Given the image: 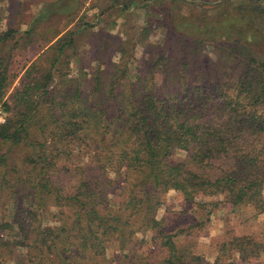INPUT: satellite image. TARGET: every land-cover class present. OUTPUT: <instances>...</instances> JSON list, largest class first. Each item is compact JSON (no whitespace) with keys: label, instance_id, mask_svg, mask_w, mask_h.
<instances>
[{"label":"trees","instance_id":"obj_1","mask_svg":"<svg viewBox=\"0 0 264 264\" xmlns=\"http://www.w3.org/2000/svg\"><path fill=\"white\" fill-rule=\"evenodd\" d=\"M120 1L67 17L141 2ZM142 6L145 24L117 44V62L101 53L108 34L86 53L80 40L95 30L85 17L61 32L41 26L49 11H33L28 30L0 32V264H111L109 250L119 264H149L150 243L165 252L155 264H208L165 233L157 213L166 194L264 212V0ZM153 12L179 17L155 22ZM39 43L8 95L16 54ZM216 249L215 264H264L252 236L228 235Z\"/></svg>","mask_w":264,"mask_h":264},{"label":"rangeland","instance_id":"obj_2","mask_svg":"<svg viewBox=\"0 0 264 264\" xmlns=\"http://www.w3.org/2000/svg\"><path fill=\"white\" fill-rule=\"evenodd\" d=\"M34 1H38V3L41 4L32 9L35 5L32 0H0V32L15 29L23 33L30 28V14H33V11L35 14L49 11L50 15L47 19H44L45 21L41 24L43 27L49 26V28H53V30L57 29L62 32L66 29L65 25L72 21H74L76 25L86 23L92 26V29L88 32H93L92 30L94 29L95 31L93 33L95 37L89 36L80 40V44L87 43L91 45L86 49V53H95L97 48L94 49V47L97 45L98 41L104 39L107 34L110 35L111 38L107 42L108 48L101 52L103 53L104 60L110 63L118 61L117 55H114L110 59V55L117 49V44L127 37L134 35L138 28L144 26L147 19L146 8L142 6L144 0H141L137 8L131 7L129 10H125V12H121L119 7L110 10L105 15L97 17V15H94L90 11L87 12V14L85 12L83 16H78L76 20L67 17V14L73 10L80 11V7L82 10L85 5H83L81 0ZM103 1H106V3H103ZM120 2L122 3L124 1L122 0ZM101 4L103 6H108L109 1L102 0ZM90 7L91 5L88 6L87 9ZM153 13L152 20L155 22H163L162 18L170 22L179 17H175L170 13L167 14L168 16H166V13L163 15H159L157 12V14ZM98 15H101V12H99ZM84 17L86 19L85 21L81 19L79 21L81 24L77 23L78 19ZM106 20L107 22H112V25L108 26ZM19 32L17 37L20 36ZM160 36L161 33L159 32L154 34L151 41H157ZM38 47L39 49L41 48V43L36 44V46H30L24 52L21 51L16 54L12 65V71L13 74L18 77L13 83L8 95L20 85L24 69L35 59ZM143 53L144 49L138 47L136 50V62L131 65V80H135L136 78V68L143 59ZM209 54L213 56L211 53ZM86 59L90 62L92 58L88 57ZM106 68H108V66H106ZM71 74L72 77L78 76V64L73 63ZM18 153L19 152L16 151L15 158L18 156ZM184 156L185 153L180 151L177 153L176 157L181 160L184 159ZM218 201L221 202L219 206H209V202L216 203ZM201 203L204 204V207L199 205ZM205 206H209V208L206 209ZM157 218L164 221L166 234L178 235L176 239L177 244L181 245L182 248L188 247L195 254L203 257L204 261L208 264H215L218 257L216 245L222 242L228 235L252 236L257 241L264 243V212L256 210L248 205L233 207L230 204L224 203L221 197L197 199L190 203L185 200L182 194L171 191L164 196L163 206L158 211ZM150 237L151 235H149V239ZM150 244H152V246L148 245L149 248H146L148 251L153 252L149 264L160 263L165 252L159 249L157 245H153V243ZM107 258L110 260L111 264H119L118 259H120V256L115 251L109 250ZM260 260L264 262V252Z\"/></svg>","mask_w":264,"mask_h":264},{"label":"crops","instance_id":"obj_3","mask_svg":"<svg viewBox=\"0 0 264 264\" xmlns=\"http://www.w3.org/2000/svg\"><path fill=\"white\" fill-rule=\"evenodd\" d=\"M82 1V3H83V5H85V7H83V12L86 10V8L88 7V6H90V5H93V4H100V5H102L101 3H102V0H81ZM109 2L111 1V0H108ZM103 3H106V1H103ZM54 8V7H53Z\"/></svg>","mask_w":264,"mask_h":264},{"label":"built area","instance_id":"obj_4","mask_svg":"<svg viewBox=\"0 0 264 264\" xmlns=\"http://www.w3.org/2000/svg\"><path fill=\"white\" fill-rule=\"evenodd\" d=\"M7 121V113L2 104H0V126L6 123Z\"/></svg>","mask_w":264,"mask_h":264}]
</instances>
